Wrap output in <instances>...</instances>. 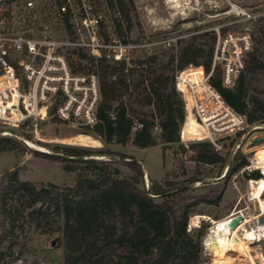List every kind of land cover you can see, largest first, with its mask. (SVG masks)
Segmentation results:
<instances>
[{"label": "trees", "instance_id": "1", "mask_svg": "<svg viewBox=\"0 0 264 264\" xmlns=\"http://www.w3.org/2000/svg\"><path fill=\"white\" fill-rule=\"evenodd\" d=\"M106 2L120 14L114 17L115 32L127 44L134 26V0ZM112 33L102 31L107 40ZM222 33L226 35L228 30L223 29ZM253 35L251 46L243 55L252 82L264 70V25L256 26ZM216 38L214 30L194 33L168 42L169 47L155 45L151 53L121 57L114 64L105 55H92L90 68L99 73L101 90L93 132L107 144L132 143L140 148L159 143L165 148L179 142L185 108L176 88V75L184 69L182 74L187 75L192 68H186L191 64L203 65L206 74L212 71L210 84L232 109L240 113L246 109L253 119L262 120L263 113L249 111L244 98L241 107L246 69L234 85L224 84V68L214 64ZM78 56L83 58L82 54ZM26 150L14 137L0 134V152L22 154ZM56 150L68 157L35 153L84 164L76 183L60 186L48 182L38 186L22 180L17 168L7 171L0 182V245L8 241L21 221L44 230L53 220L50 232L62 234L65 264H204L207 223L201 220L198 227L190 228V219L203 213L200 205L219 204L230 173L248 164L244 154L239 153L228 174L208 184L205 192L196 193L191 187L195 177L182 182L167 181L165 185L152 180L146 189L142 163L126 153L71 145ZM91 155L108 158H86ZM203 160L228 165L225 157ZM247 175L262 177L258 170Z\"/></svg>", "mask_w": 264, "mask_h": 264}, {"label": "rangeland", "instance_id": "2", "mask_svg": "<svg viewBox=\"0 0 264 264\" xmlns=\"http://www.w3.org/2000/svg\"><path fill=\"white\" fill-rule=\"evenodd\" d=\"M59 1L61 0H37V3L44 5L46 9L51 7L44 12L46 14L48 10L56 12ZM89 2L95 13L103 15L100 30L103 33L113 31L111 39H117L116 43L113 42L117 46L112 52L117 51L121 57L144 56L146 52L151 53L155 45L169 47L168 42L173 43L179 37L212 30L217 34L216 49L219 34L222 38L226 36L222 33L223 29L240 34L250 33L251 37H254L255 27L264 25V0H134L135 9L131 13L134 26L129 32V42L125 44L116 34L113 23L114 17H120V14L116 13L106 0ZM53 26L55 35L64 36L65 33L58 24ZM206 41L208 44L212 43L211 39ZM261 51L264 58V44ZM79 54H82L83 58H80ZM91 56L92 54L82 50L72 53L75 68L81 72H95L90 68ZM107 59L112 64L116 61L115 58ZM83 67L85 69L81 70ZM191 67L184 77L189 76L191 80L199 79L200 69L193 68L196 67L193 64L187 69ZM244 68L246 69V66ZM211 73L212 71L206 75ZM244 74L245 88L241 107L244 98L249 111L256 115L263 113L262 120L253 119L248 110L243 108L244 113L240 114L244 117V122L237 127V132L212 133L206 136L205 125L193 118L188 121L185 119L180 130V141L165 148L162 143L147 148H140L132 143L107 144L93 132V128L63 122L55 116L46 121L37 113L32 115L33 128L0 124L1 135L14 137L27 147L22 154L15 151L0 152V182L7 171L17 168L22 180L32 181L38 186L48 182L60 186H73L84 164L63 162L35 153L40 151L67 158V155L57 152L56 148L71 145L87 147L94 151L109 148L134 156L143 165L146 189L150 187L152 180L165 185L167 181L182 182L195 177L197 180L191 187H194L196 193H201L207 190L208 184L224 177L229 163L232 165L236 155L242 153L248 164L230 173L222 200L217 205H200L199 209H202L203 213L193 215L189 224L191 227H198L201 224L197 220L199 216L207 223V233L203 240L206 257L204 264H219L220 260L221 264H264V239L256 241L258 237L244 238L245 229L235 236L239 244L231 245V249L224 253L221 252L223 247L218 251L209 250L205 242L210 228L214 225L213 222L228 219L226 217L238 209L247 212L248 217L257 216L252 218L245 228L253 229L264 223V204L250 198V180L255 178L247 175L253 170H258L263 176L262 170L256 167L254 158L257 152L264 148V141L255 145H251V142L258 137H264V70L258 72L254 82L250 81L247 69ZM54 106L55 104L52 105ZM39 121L43 123L37 126ZM92 157L108 158L107 155H91L86 158ZM214 157H225L228 165L223 167L221 161L210 163L203 160ZM123 170L127 171L125 167ZM262 196L264 200V191ZM52 226L53 220L44 230L21 221L8 241L0 245L2 253L0 264H65L62 234L59 231L50 232ZM53 240H56L55 244H52Z\"/></svg>", "mask_w": 264, "mask_h": 264}, {"label": "built area", "instance_id": "3", "mask_svg": "<svg viewBox=\"0 0 264 264\" xmlns=\"http://www.w3.org/2000/svg\"><path fill=\"white\" fill-rule=\"evenodd\" d=\"M89 1L61 0L56 12L48 10L45 14L51 7L46 9L37 0H0V124L33 128L32 115L43 106L47 107L46 121L55 116L63 122L91 129L97 123L100 76L96 72L77 70L72 53L82 50L116 61L121 56L117 51L112 52L116 50L113 42L117 39L107 40L102 35L103 15L95 13ZM54 24L60 26L64 36L53 33ZM216 46L214 64L223 66V82L232 86L245 69L243 55L251 46V35L228 31L223 38L219 34ZM193 68L200 69L197 80L184 77L185 69L176 75L186 121L193 118L205 125L206 136L237 132L244 117L210 84V75H206L203 65ZM40 123L43 121L37 126ZM237 214L243 218L248 216L238 209L226 218L229 221ZM197 220L200 223L201 217ZM263 239L264 236H258L256 241Z\"/></svg>", "mask_w": 264, "mask_h": 264}, {"label": "bare ground", "instance_id": "4", "mask_svg": "<svg viewBox=\"0 0 264 264\" xmlns=\"http://www.w3.org/2000/svg\"><path fill=\"white\" fill-rule=\"evenodd\" d=\"M40 112H42V114H40ZM46 112H47V107L43 106L40 108V110L37 112V114H38V116H40L43 119ZM254 162H255L256 167L258 169L262 170L263 176L260 178L254 179L250 182V186H251L250 198L252 200H256L257 202H259V204H264V200H263V196H262V192L264 191V148L260 149L257 152V154L254 158ZM255 217H257V216H252V217L246 216V217H244L242 219V221L234 228H232L228 225V219L214 221L213 222L214 225L210 228L208 235L205 239L206 245L208 246L209 250L212 251V249H213L214 251L215 250L218 251L219 248L223 247L221 252L224 253V252L229 251L231 249L230 248L231 245H233V244L238 245L239 244V242L236 241L235 236L242 229L243 230L245 229V234H244L245 237L244 238H246V239L257 238L258 236L263 237L264 236V223L258 224L253 229L245 228L247 223H249L251 221V219L255 218ZM242 240H244V239H242ZM221 263H222V260H220L219 264H221Z\"/></svg>", "mask_w": 264, "mask_h": 264}, {"label": "water", "instance_id": "5", "mask_svg": "<svg viewBox=\"0 0 264 264\" xmlns=\"http://www.w3.org/2000/svg\"><path fill=\"white\" fill-rule=\"evenodd\" d=\"M263 141H264V137H258L251 142V145H255V144H258V143L263 142ZM230 166H231V163H229L224 175H226V173L229 171ZM152 196L157 197L160 195H152ZM242 219H243V216L241 214L233 215L230 217V219L228 221V225L230 227L234 228L242 221ZM55 242H56V240H53L52 244H55Z\"/></svg>", "mask_w": 264, "mask_h": 264}]
</instances>
